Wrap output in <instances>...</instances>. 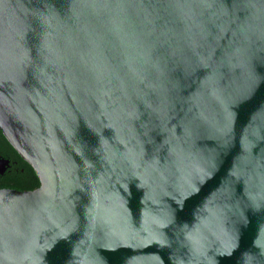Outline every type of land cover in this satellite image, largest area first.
Segmentation results:
<instances>
[{
  "label": "water",
  "instance_id": "95a60500",
  "mask_svg": "<svg viewBox=\"0 0 264 264\" xmlns=\"http://www.w3.org/2000/svg\"><path fill=\"white\" fill-rule=\"evenodd\" d=\"M0 264H264V0H0Z\"/></svg>",
  "mask_w": 264,
  "mask_h": 264
},
{
  "label": "trees",
  "instance_id": "16d2710c",
  "mask_svg": "<svg viewBox=\"0 0 264 264\" xmlns=\"http://www.w3.org/2000/svg\"><path fill=\"white\" fill-rule=\"evenodd\" d=\"M0 157L9 159L11 164L5 175H0V189L31 191L40 187V180L29 165L10 145L0 130Z\"/></svg>",
  "mask_w": 264,
  "mask_h": 264
},
{
  "label": "flooded vegetation",
  "instance_id": "af4514ba",
  "mask_svg": "<svg viewBox=\"0 0 264 264\" xmlns=\"http://www.w3.org/2000/svg\"><path fill=\"white\" fill-rule=\"evenodd\" d=\"M10 164H11V161L9 159L0 157V175H5V173L7 172V169L11 167Z\"/></svg>",
  "mask_w": 264,
  "mask_h": 264
}]
</instances>
